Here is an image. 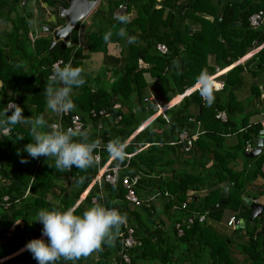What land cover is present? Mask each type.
Masks as SVG:
<instances>
[{
  "label": "trees",
  "instance_id": "1",
  "mask_svg": "<svg viewBox=\"0 0 264 264\" xmlns=\"http://www.w3.org/2000/svg\"><path fill=\"white\" fill-rule=\"evenodd\" d=\"M30 3L37 14L35 19L40 31L32 40L29 37V34L33 36L30 22L35 13ZM57 3L66 5L64 0H0V22L9 25L8 29L1 30L0 38V121L6 119L4 111L11 101L23 109L24 117L35 119L42 116L50 125L46 118L44 89L48 85L52 63L60 60L61 67L65 63L82 67V47L85 46L86 52L104 50L106 42L103 36L108 31L113 33L109 42L118 43L120 53L125 56V65L120 73H113V79L107 84L103 82L105 79L95 81L84 72L86 83L74 87L72 92L76 110L58 114L53 121L58 120L65 128L70 115L80 117L89 141H100V147L95 150L100 155L96 166L87 170L73 166L71 171L62 172L56 169L53 157L32 158L23 151L26 144L35 142L29 123L12 125L11 135L2 134L0 126V196H7L6 207L0 206V258L22 246L20 240L12 244L3 241L12 222L21 220L23 227L19 231L22 234L26 233L27 226L31 227L28 241L38 238L43 229L42 223L35 220L38 211H63L73 207L109 157V141L120 139L125 142L154 112L143 101L147 77L156 83V92L166 104L198 80L213 74L215 68H226L258 48L242 64L236 63L222 74L221 92L212 91L213 103L209 105L194 90L173 107L165 109L167 121L157 115L136 132L126 143L125 150L132 155L120 165L117 181L109 184L101 180L99 186L93 183L73 208L76 215H82L99 203L107 208H117L126 215V223L133 228V236L139 241L126 252L128 264H139L145 259L152 264H181L183 261L189 264H235L229 238L206 223L208 216L218 218L223 209H229L235 218L245 219L243 226L237 228L245 231L246 241L240 247L245 261L261 264L264 261V214L249 219L248 206L241 199V192L250 178L257 174L264 176L260 171L264 153L256 158L255 170L233 171L226 166L229 153H221L215 148L216 140L220 139L216 132H238L236 149L244 157L242 149L245 142L250 141L260 129L258 124L247 126L244 118L240 122L233 120L234 111L239 110L233 90L241 83L239 72L248 64L252 66L251 72L264 69V23L257 28L248 25L251 13L264 10V0H98L90 11L91 29L86 31L81 44L77 40L76 22L70 31L71 46L58 40L48 48L51 36L42 31L40 24L48 25L46 19L52 15L57 19L53 27L63 24V19L57 17ZM118 5H124L126 13L134 11L127 24L119 23L118 17L114 16ZM46 10L49 15L43 20ZM121 28L126 29V37L117 34ZM128 37H135V43H130ZM157 43L165 45L167 51H157ZM138 61L148 66L138 69ZM258 64L259 68L256 67ZM223 92L224 101L220 96ZM193 101L199 104L196 119L203 133L193 141L191 151L186 154L197 164H200L196 161L200 151L211 154L215 159L214 169L197 174L172 167L183 152L179 150L180 145L170 144L176 139L177 131L190 127L186 108ZM114 104L118 107L112 108ZM100 109H107L109 115L104 118L89 115V110ZM217 110H224V122L215 119ZM7 114L11 115V111ZM100 120L102 125L98 128ZM241 127L244 129L238 131ZM20 136L24 138L18 140ZM204 139L216 144L211 149L203 144ZM145 144L146 147L136 152ZM22 159L27 162L22 163ZM110 164L116 165L112 160ZM160 172H165L166 177L163 178ZM137 173L145 176L139 175L135 184L136 194L137 190L144 193L158 191L159 205H154L155 200L148 207H134L125 201L120 179ZM151 173L155 176L158 173L157 177H147ZM229 183L231 185L223 195L222 187ZM164 191L170 197L164 196ZM92 197L95 201H91ZM186 199V206L181 208ZM215 204L218 208L212 209ZM201 214L206 215L203 221L198 220ZM42 239L48 241L46 236ZM119 249L120 237L117 235L114 243L102 245V251L76 261L61 258L56 264H117ZM19 251L0 264H38L26 245Z\"/></svg>",
  "mask_w": 264,
  "mask_h": 264
},
{
  "label": "clouds",
  "instance_id": "2",
  "mask_svg": "<svg viewBox=\"0 0 264 264\" xmlns=\"http://www.w3.org/2000/svg\"><path fill=\"white\" fill-rule=\"evenodd\" d=\"M49 17L51 16H48L47 20L50 19ZM118 20L121 24L129 22L126 15H120ZM32 34L38 36L36 31ZM117 34L126 37L127 31L121 28ZM112 35V31L106 32L103 36L104 41L109 42ZM128 40L130 43H135L136 38L128 37ZM83 73L82 67H73L71 64H65L63 67L60 64L53 65L52 75L44 89L47 108L59 115L76 110L72 92L74 87L78 88L86 83ZM201 95L209 105L213 103V93L206 81L201 89ZM9 111L11 115L7 114ZM22 112L20 106L10 101L4 111L6 119L0 121V126L3 128L2 134L11 135L12 125L29 123L32 139L35 142L26 144L23 151L32 158L53 157L56 169L62 172L71 171L73 166L87 170L99 163V156L95 150L99 148L100 141H89L86 131L79 127L65 129L59 123L49 125L42 116L31 119L24 117ZM44 128L50 130L42 131ZM23 138L24 136H20L17 139ZM126 148L127 144L120 139L111 140L107 144L109 157L117 168L128 157ZM21 162L27 161L22 159ZM113 187L115 188V184ZM231 216L235 218L234 215ZM126 219V215L121 214L116 208H107L99 203L89 207L82 215H76L73 207L63 211L42 209L38 211L35 220L42 223V234L48 238V241L33 239L27 243L26 248L38 264H56L61 258L66 261H76L102 251V245L105 243H114L121 226L126 224ZM233 227L238 228L235 223Z\"/></svg>",
  "mask_w": 264,
  "mask_h": 264
},
{
  "label": "crops",
  "instance_id": "3",
  "mask_svg": "<svg viewBox=\"0 0 264 264\" xmlns=\"http://www.w3.org/2000/svg\"><path fill=\"white\" fill-rule=\"evenodd\" d=\"M120 15H126V16H128L129 19H131L134 16V11L130 10L126 13L125 8H124V10L117 8L114 11V16L119 17ZM36 16L37 15L34 14V19L36 18ZM44 19H46V18L44 17ZM91 21L92 20H91V15H90V16H88V19L84 18L82 21L77 22L78 23L77 40L79 41L80 44L83 40V37H84L86 31L91 29ZM34 23L36 24V19H35ZM262 23H264V20ZM36 33H37V31H36ZM37 34H40V33L38 32ZM257 49L258 48H255V49L247 52L243 57H241L236 62H234L233 64H231L230 66H228L226 68H223V69L215 68V72L211 75L204 77L202 79V82L206 81L207 86L210 87L212 91H215L216 93H220L221 90H219V89L223 85L222 74L225 71H227L230 67H232L234 64H236V63L242 64L244 62V60L249 58V56H251ZM82 52L84 54H83V57L81 58V66L84 69V72L89 73L90 77L92 79H94L95 81H97V80L102 81L103 79H105L106 80L105 83L107 84V82H110L113 79V77H114L113 73L114 72L116 74L120 73V71L122 70V68L125 65V56L120 53V47H119L117 42H106L104 50L99 49L98 51H94V52H86L85 46H83ZM147 66L148 65L142 61H138V63H137L138 69H145ZM251 68H252V66H250L248 64L246 68H243V70L241 72H239V75L241 77V83L236 89L233 90V97H234V100L237 101L239 104V110L236 112L234 111L233 120L235 122H240L241 119L244 118L247 126L248 125H254V124H258L260 126L259 130H262L263 133H262V141L260 144L259 152L252 155L251 157H247L243 153L244 157H242L240 152L236 149L237 143L239 142V137L237 134L238 132L237 133L234 132V133H230V134L229 133L224 134L222 132H216V135L218 137H220V139L216 140L217 146L215 149L218 151H221V153H223V152L227 153V154L229 153L227 156V160H226L227 161L226 166L233 171H240V170H245V169L255 170L256 158L258 157V155H262L264 153V69H260V70H256L254 72H251V70H252ZM257 68H259V67H257ZM105 77L108 79V81ZM147 81H148L147 85L143 88L144 97L151 96L155 99L161 100V98L159 96H157L158 93L156 92V87H155L154 91L157 94L153 93L149 89V85H148L149 82L154 83V81H152V79H150L148 77H147ZM195 83L190 88V89H192V91H194L196 86H197V84H195ZM204 84L205 83H203L200 86L201 89L204 86ZM192 91H190L189 93H191ZM189 93L183 97H187L189 95ZM146 94H149V95H146ZM220 96L222 98V101H224L225 100L224 92H223V95H220ZM181 99H182V97H179L178 95L173 96L164 105L165 106L164 110L160 114H162V116H165L167 119V114H166L165 109H169V108L173 107V105L178 103ZM162 103H163V101H162ZM146 104H148V103H146ZM148 106H150V105H148ZM124 110H125V108H124ZM217 111H223L224 112V110H217ZM198 112H199V104L196 103L195 101H193L187 105L186 114H187V120L190 123V125H189L190 127H188L186 130L188 131L189 134L196 133L194 141L196 140V138L201 133H203V131L200 128L201 124L196 119ZM57 115L58 114L53 113L50 109L46 108V118H48V121L53 122L56 119ZM157 115H159V114L149 115L145 120H143V122H141V124L136 128V130H134V132L126 139L125 143H127L128 140L136 132H138L139 130L144 128V126H146ZM225 118H226V116H225ZM217 120H219V119H217ZM221 121L224 122L223 120H221ZM196 122H198V125L196 124ZM191 123H193L194 125L191 126ZM101 125H102V123H101ZM196 128L198 129V132H196ZM242 129H244V128L241 127L240 129H238V131H241ZM256 137H257V134L253 135L251 137L250 141L245 142V144L246 143L249 144V147L251 150L254 149V143H255ZM219 140H220V142H219ZM203 144L206 146H210V148L212 149L216 143L214 141H211L210 139H204ZM146 146L147 145L145 144L144 146L139 147L136 150V152L141 150L142 148H144ZM131 155L132 154H128V157H130ZM196 161H200V164H202V166L200 164H197L193 160H191V158L189 157V154L183 153L177 158L176 163H174V165L172 167L177 169V170L183 169L189 173H195V174L202 173V171L205 172L207 170H211L212 167L214 169L215 159L213 157H211V154L203 153L200 151V157L196 156ZM250 162H254L253 167L250 166ZM260 171L264 174V162L260 166ZM158 173H156V176L151 173L147 177L156 178ZM160 173H162L161 176L163 178L166 177L165 172H160ZM138 175L145 176V174H141V173ZM88 189L84 190L79 195V197H78L79 200L77 199L75 201L73 207L87 193ZM152 192H149V193L145 192L144 193V192L137 190V196L141 200H144L149 195H151ZM241 193H242V196H246L247 198L251 199L253 202L260 204L262 209H261V212L259 213V215L264 214V176L257 174L253 178H250L245 185V189L242 190ZM155 200H156V202H155ZM153 202H155L154 205H159V201L157 200V198L154 200H151L149 202V205L152 204ZM148 206H145V207H148ZM248 210H249L248 212H249V216H250V208H248ZM231 214H232L231 210L223 209L221 211V213L218 215L219 216L218 218H215L213 216H210V217L208 216L206 223L208 225H210L217 233L229 238V241L231 242V244H230L231 256L234 258L235 264H253V263H249V262L245 261L244 255L240 251L241 245L246 241V239L244 237L245 231L241 230V229L237 230V228H235V227H229L226 225V221L231 216ZM259 215L254 216V217H258ZM254 217H252V218H254ZM252 218H250V219H252ZM16 221L21 222V220H16ZM16 221H14V222H12V224H10L9 228L7 229L6 234H4V236L5 237L8 236V238L5 239L3 236V241L4 242H11V244H12V243H16L18 240H20L22 246L19 249H17L16 251H14L12 254L0 258V261L25 250V249H23V250L19 251L23 246L27 245V243L29 242L28 241V237L30 234L29 229H31V227L30 226L26 227V225H27L26 224L24 226L27 228L26 233L22 234V232H20L19 229H22L23 224L22 225L21 224H15ZM16 232H20V236H16ZM43 237H44V235L41 234L36 239H42ZM139 264H152V263L150 261H148L147 259H145V260L140 261ZM181 264H189V262L183 261ZM261 264H264V261Z\"/></svg>",
  "mask_w": 264,
  "mask_h": 264
},
{
  "label": "built area",
  "instance_id": "4",
  "mask_svg": "<svg viewBox=\"0 0 264 264\" xmlns=\"http://www.w3.org/2000/svg\"><path fill=\"white\" fill-rule=\"evenodd\" d=\"M118 8L121 10H124V5H118ZM45 15H49L48 14V10L45 11ZM264 20V10L259 9L253 13H251L248 17V25L250 28H257L258 26L261 25V23ZM36 34L30 35V40H32L34 37H36ZM155 48L157 51H159L160 53H165L167 51L165 45L157 43L155 45ZM55 64H61L60 60H57L55 62L52 63L51 65V74H49L48 77H50L52 75V69H53V65ZM67 64V63H65ZM64 64V65H65ZM63 65V66H64ZM203 79V78H202ZM202 79L198 80L195 84H197L195 90L199 93L200 97L202 99H204L201 95V85L205 82H202ZM191 88V87H190ZM187 88L185 90H183L182 93L178 94L179 97H183L186 94H188L190 91H192V89ZM143 101L146 103H149L150 107L154 110L153 114H159L162 116L163 110H164V105L162 103L161 100L155 99L151 96H147V97H143ZM13 103V102H12ZM9 104V103H8ZM7 104V105H8ZM118 107L117 104H114L112 106V108H116ZM89 115L93 118L98 117V118H104L106 116L109 115V111H107V109H100L98 111L95 110H89ZM165 120L166 117L162 116ZM214 117L219 119V120H223L225 119V113L223 111H216L214 114ZM59 119V118H58ZM191 120V119H190ZM53 123H59V121L57 120L56 122H51V124ZM196 124L198 125V122H196ZM101 126V120L98 121L97 127L100 128ZM81 128V130H84V125L83 122L81 121L80 117L76 114L70 115L69 116V122L66 125L65 129L67 128ZM198 128V127H197ZM196 128V132H198V129ZM3 133V129L1 131ZM196 133H192L189 134L188 131L186 129H182L177 131V136L176 139L172 142H170V144H176V145H180L179 149L181 152L183 153H188L192 147V143L195 139ZM100 147V146H99ZM250 147L249 144L246 143L244 145V152L246 151H250ZM98 154V153H96ZM99 156V162H100V155ZM110 157H108L106 159V161L100 166V168L98 169L96 175L94 176V178L91 180L90 185H92L93 183H96L99 186V183L101 180H103L104 182H107L109 184H113L114 182L117 181L118 179V174H119V170L121 169V167L117 168L116 165H112L110 164ZM99 164V163H98ZM97 164V165H98ZM139 179V175L138 174H134L132 176L129 175H124L121 179H120V184L124 189V199L125 201L136 207V206H140V205H144V206H148L149 202L151 200H154L155 198H157V196H159V192H155L152 193L151 195H149L146 199L141 200L140 198H138L136 192H135V184L137 183ZM1 182V179H0ZM90 185L86 188L88 189L90 187ZM27 192V189L25 190V193ZM164 196L170 197L169 194L164 191L163 192ZM99 196H101V192H99ZM83 198V197H82ZM81 198V199H82ZM79 200V199H78ZM7 196L6 195H2L0 196V206L2 205L3 208L6 207L7 203ZM91 201H95V198L92 197ZM188 202V199H186V201L182 202V204L180 205L181 208H184L186 206ZM114 208V207H113ZM117 209V208H116ZM206 214V213H204ZM206 215H200L198 220L199 221H203L204 219H206L205 217ZM191 217L188 218V221H190ZM235 223V218L233 216H230L227 221H226V225L229 227H233V224ZM122 229L121 231H119L118 236L120 237V249L118 251V262L117 264H128L129 263V257L128 254L126 253L128 249L132 248L135 245L139 244V241L136 240L133 236V228L129 225V224H124L121 226ZM178 233H180V231L178 230Z\"/></svg>",
  "mask_w": 264,
  "mask_h": 264
},
{
  "label": "water",
  "instance_id": "5",
  "mask_svg": "<svg viewBox=\"0 0 264 264\" xmlns=\"http://www.w3.org/2000/svg\"><path fill=\"white\" fill-rule=\"evenodd\" d=\"M66 5L63 6L60 3L56 4L57 7V17L63 19V24L58 27H52L47 24H40V28L42 31L47 32L51 35V39L48 45L50 48L56 41L61 40L65 43L66 46H71L72 42L70 41V31L74 27L75 23L81 21L85 18V16L92 10L97 0H64ZM218 21V19H217ZM189 29V28H188ZM260 67V64L257 65ZM110 120L111 118L108 117ZM262 130H258L257 137L254 143V149L249 152H244L245 156L251 157L252 155L259 152L260 144L262 141ZM231 184L225 185L222 187L223 195L226 194L228 187ZM243 202L250 208V216L249 219L259 215L261 212V205L253 202L251 199L246 196H241ZM213 208H218V205L215 204ZM245 219L237 218L235 220V225L237 227H242Z\"/></svg>",
  "mask_w": 264,
  "mask_h": 264
},
{
  "label": "rangeland",
  "instance_id": "6",
  "mask_svg": "<svg viewBox=\"0 0 264 264\" xmlns=\"http://www.w3.org/2000/svg\"><path fill=\"white\" fill-rule=\"evenodd\" d=\"M30 8L32 9V11L35 13V10H34V6H33V4L32 3H30ZM95 6V5H94ZM90 12L85 16V18H87L88 19V16H90ZM35 15H37L36 13H35ZM43 16V18L44 17H47L45 14H43L42 15ZM50 19H48V20H46L47 21V23H48V25L49 26H54V24H55V22H57V19H55L54 18V15H52L51 17H49ZM43 20H45V19H43ZM35 22V19H34V17H33V19L31 20V22H30V25H31V28H32V33H34L35 31H37V33L39 32L40 33V31H39V29H38V27H37V24H35L34 23ZM9 28V25L8 24H5V23H3V22H0V38L2 37L1 36V30L3 31L4 29H8ZM255 49V48H254ZM106 78V77H105ZM107 79V78H106ZM104 83L106 82V81H103ZM149 89H150V91H152L153 93H155V94H157L155 91H154V89H155V87H156V83L154 82H149ZM146 95H149V94H146ZM157 96H159V94L157 95ZM9 103V102H8ZM7 103V104H8ZM147 106L149 105V103L148 104H146ZM150 107V106H149ZM122 110H124V108H122ZM242 150H244V147H243V149ZM241 151V150H240ZM246 152V151H245ZM247 152H249V151H247ZM242 153V152H241ZM250 166H254V162H250ZM2 182H0V184H1ZM17 222H19V221H16L15 222V224H21L22 225V223L21 222H19V223H17ZM14 224V225H15ZM14 236V235H13ZM16 236H20V232H16ZM4 238L5 239H7L8 238V236H4Z\"/></svg>",
  "mask_w": 264,
  "mask_h": 264
}]
</instances>
